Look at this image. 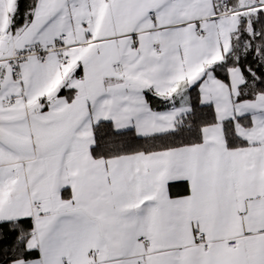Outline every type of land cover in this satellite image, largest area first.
Masks as SVG:
<instances>
[{
    "label": "snow or ice",
    "instance_id": "obj_1",
    "mask_svg": "<svg viewBox=\"0 0 264 264\" xmlns=\"http://www.w3.org/2000/svg\"><path fill=\"white\" fill-rule=\"evenodd\" d=\"M0 264H264V0H0Z\"/></svg>",
    "mask_w": 264,
    "mask_h": 264
}]
</instances>
